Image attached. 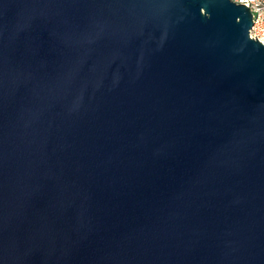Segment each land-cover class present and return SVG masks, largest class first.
I'll list each match as a JSON object with an SVG mask.
<instances>
[{
	"label": "water",
	"instance_id": "obj_1",
	"mask_svg": "<svg viewBox=\"0 0 264 264\" xmlns=\"http://www.w3.org/2000/svg\"><path fill=\"white\" fill-rule=\"evenodd\" d=\"M233 0H0V264H264V43Z\"/></svg>",
	"mask_w": 264,
	"mask_h": 264
},
{
	"label": "built area",
	"instance_id": "obj_2",
	"mask_svg": "<svg viewBox=\"0 0 264 264\" xmlns=\"http://www.w3.org/2000/svg\"><path fill=\"white\" fill-rule=\"evenodd\" d=\"M248 6L253 13L254 25L250 30V37L264 43V0H233ZM256 37V38H255Z\"/></svg>",
	"mask_w": 264,
	"mask_h": 264
}]
</instances>
